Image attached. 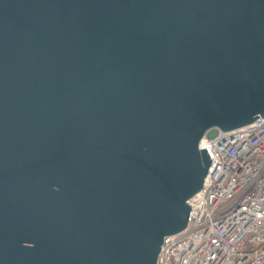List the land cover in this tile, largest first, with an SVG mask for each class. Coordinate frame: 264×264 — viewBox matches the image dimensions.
<instances>
[{
	"label": "water",
	"instance_id": "water-1",
	"mask_svg": "<svg viewBox=\"0 0 264 264\" xmlns=\"http://www.w3.org/2000/svg\"><path fill=\"white\" fill-rule=\"evenodd\" d=\"M259 117L264 0H0V264H157Z\"/></svg>",
	"mask_w": 264,
	"mask_h": 264
},
{
	"label": "built area",
	"instance_id": "built-area-1",
	"mask_svg": "<svg viewBox=\"0 0 264 264\" xmlns=\"http://www.w3.org/2000/svg\"><path fill=\"white\" fill-rule=\"evenodd\" d=\"M204 148L211 165L189 224L165 238L157 264H264V118L206 133Z\"/></svg>",
	"mask_w": 264,
	"mask_h": 264
},
{
	"label": "bare ground",
	"instance_id": "bare-ground-1",
	"mask_svg": "<svg viewBox=\"0 0 264 264\" xmlns=\"http://www.w3.org/2000/svg\"><path fill=\"white\" fill-rule=\"evenodd\" d=\"M195 196H196V195H195ZM195 196H194V197H195Z\"/></svg>",
	"mask_w": 264,
	"mask_h": 264
}]
</instances>
